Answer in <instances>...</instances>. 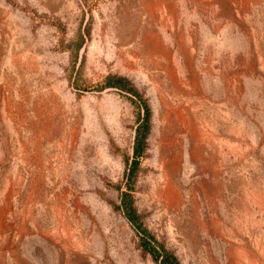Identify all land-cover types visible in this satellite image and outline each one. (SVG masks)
I'll use <instances>...</instances> for the list:
<instances>
[{"label": "rangeland", "instance_id": "obj_1", "mask_svg": "<svg viewBox=\"0 0 264 264\" xmlns=\"http://www.w3.org/2000/svg\"><path fill=\"white\" fill-rule=\"evenodd\" d=\"M124 193L180 264H264V0H0V264H160Z\"/></svg>", "mask_w": 264, "mask_h": 264}, {"label": "trees", "instance_id": "obj_2", "mask_svg": "<svg viewBox=\"0 0 264 264\" xmlns=\"http://www.w3.org/2000/svg\"><path fill=\"white\" fill-rule=\"evenodd\" d=\"M109 80L110 82H108V85L131 92L136 97V101L134 102H136L142 110V117L135 128L132 157L133 169L137 165V159L142 156L145 149L146 138L150 129V108L143 96L135 88L129 85L128 80L120 76H110L108 77V81ZM120 208L126 219L140 234V245L144 250L152 254L156 260H159L158 262L160 264H180L177 257L163 245L157 243L155 238L138 222L137 215L131 204L129 195L126 193L122 195Z\"/></svg>", "mask_w": 264, "mask_h": 264}]
</instances>
